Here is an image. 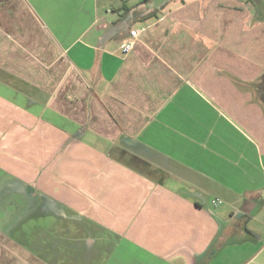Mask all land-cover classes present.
<instances>
[{"label":"crops","instance_id":"crops-1","mask_svg":"<svg viewBox=\"0 0 264 264\" xmlns=\"http://www.w3.org/2000/svg\"><path fill=\"white\" fill-rule=\"evenodd\" d=\"M0 264H264V0H0Z\"/></svg>","mask_w":264,"mask_h":264},{"label":"built area","instance_id":"built-area-1","mask_svg":"<svg viewBox=\"0 0 264 264\" xmlns=\"http://www.w3.org/2000/svg\"><path fill=\"white\" fill-rule=\"evenodd\" d=\"M137 33H138V32H137L136 29H133V30L130 31V35H131L132 39H131V40H128V41H126V42H124V43L121 45V49H122V51L126 52V51L130 50L131 45H132V42H133V39H135V38L137 37ZM213 203L216 204L217 201H216V200H213Z\"/></svg>","mask_w":264,"mask_h":264}]
</instances>
